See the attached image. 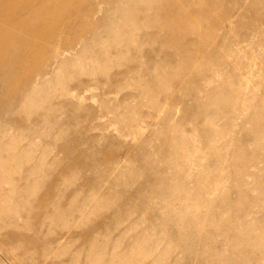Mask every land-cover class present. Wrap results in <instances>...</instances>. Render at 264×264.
Listing matches in <instances>:
<instances>
[{
	"label": "rangeland",
	"instance_id": "rangeland-1",
	"mask_svg": "<svg viewBox=\"0 0 264 264\" xmlns=\"http://www.w3.org/2000/svg\"><path fill=\"white\" fill-rule=\"evenodd\" d=\"M21 1L0 264H264V0Z\"/></svg>",
	"mask_w": 264,
	"mask_h": 264
},
{
	"label": "bare ground",
	"instance_id": "bare-ground-1",
	"mask_svg": "<svg viewBox=\"0 0 264 264\" xmlns=\"http://www.w3.org/2000/svg\"><path fill=\"white\" fill-rule=\"evenodd\" d=\"M23 1V0H22ZM21 1V2H22ZM20 2H17L16 4L12 5V7L14 8V10H16L19 6L17 4H19Z\"/></svg>",
	"mask_w": 264,
	"mask_h": 264
}]
</instances>
